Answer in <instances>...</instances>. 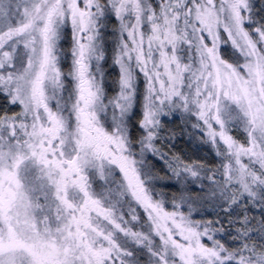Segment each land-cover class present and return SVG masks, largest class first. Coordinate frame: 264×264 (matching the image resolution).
Instances as JSON below:
<instances>
[{"label": "rangeland", "instance_id": "374dc122", "mask_svg": "<svg viewBox=\"0 0 264 264\" xmlns=\"http://www.w3.org/2000/svg\"><path fill=\"white\" fill-rule=\"evenodd\" d=\"M89 2L0 0V264L264 255V0Z\"/></svg>", "mask_w": 264, "mask_h": 264}, {"label": "flooded vegetation", "instance_id": "af4514ba", "mask_svg": "<svg viewBox=\"0 0 264 264\" xmlns=\"http://www.w3.org/2000/svg\"><path fill=\"white\" fill-rule=\"evenodd\" d=\"M105 4H111L113 0H103ZM127 1V8L126 10H132V13H135L138 11L140 1L142 0H124ZM156 1L160 5V7H165L166 4L170 5H178L180 4L179 0H151ZM195 0H187V2L192 4ZM86 3V5L90 4L89 0H43V4L46 5L45 10V18H44V26H43V36L47 35L46 26H49V31H51V27L54 28V25L56 22L60 23L63 19H65V14L69 10L71 12V16L73 15L78 18L79 22V29L83 27V20L86 18L87 12L83 9H81V4ZM92 5V4H90ZM135 5V7H133ZM55 19V20H54ZM53 21L55 22L53 24ZM53 24V25H52ZM29 26H26L28 28ZM79 31H82L81 29ZM84 124H87L86 127L90 126V121L87 119V116L83 115ZM82 120V121H83ZM89 124V125H88ZM91 127V126H90ZM89 127V128H90ZM82 136L86 137L88 140H94L97 130L92 127L90 131L81 130ZM75 160V159H73ZM67 166L68 164L71 165L73 168V162H66Z\"/></svg>", "mask_w": 264, "mask_h": 264}, {"label": "trees", "instance_id": "16d2710c", "mask_svg": "<svg viewBox=\"0 0 264 264\" xmlns=\"http://www.w3.org/2000/svg\"><path fill=\"white\" fill-rule=\"evenodd\" d=\"M1 39H2V35L0 36V42H1ZM1 99H3V98H1ZM224 162H226L227 164H231L227 160ZM197 230H204V229L202 227H198ZM199 232H201V231H199ZM251 250H253V249H251ZM208 261L211 262L212 264H217L215 262H218V264H219L221 261H223V263H226L227 261H229V263H233V264H264V255H262L261 253L256 252V251H255V253L251 252V251H244V252H240V253L225 254L224 259H221L220 257L218 258L217 256H212L211 259L209 258Z\"/></svg>", "mask_w": 264, "mask_h": 264}, {"label": "water", "instance_id": "95a60500", "mask_svg": "<svg viewBox=\"0 0 264 264\" xmlns=\"http://www.w3.org/2000/svg\"><path fill=\"white\" fill-rule=\"evenodd\" d=\"M83 93H85V91H84ZM80 99L83 100L82 97H81ZM85 108H86V102L83 103V105H82V110H85Z\"/></svg>", "mask_w": 264, "mask_h": 264}]
</instances>
